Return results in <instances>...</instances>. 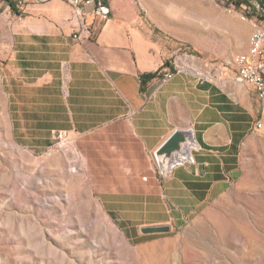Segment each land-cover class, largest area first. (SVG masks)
I'll return each instance as SVG.
<instances>
[{
  "label": "crops",
  "instance_id": "obj_1",
  "mask_svg": "<svg viewBox=\"0 0 264 264\" xmlns=\"http://www.w3.org/2000/svg\"><path fill=\"white\" fill-rule=\"evenodd\" d=\"M108 1L111 17L97 25L95 39L83 41L72 36L78 21L65 1L8 11L3 23L10 47L1 76L16 143L53 166L65 157L107 215L128 236L141 238L142 227H181L226 195L264 119V101L232 77L182 66L163 80L159 72L178 60L180 49L203 48L202 19L210 20L209 35L238 52L247 50L256 26L239 11L221 10L216 0ZM53 129L70 131L74 152L55 149ZM177 129L187 130L197 147L192 159L160 180L155 152ZM76 157L79 170L72 168Z\"/></svg>",
  "mask_w": 264,
  "mask_h": 264
},
{
  "label": "rangeland",
  "instance_id": "obj_2",
  "mask_svg": "<svg viewBox=\"0 0 264 264\" xmlns=\"http://www.w3.org/2000/svg\"><path fill=\"white\" fill-rule=\"evenodd\" d=\"M216 1L227 11L228 0ZM16 9L15 14L23 11ZM7 13L0 10V264H264V125L245 147L242 168L226 195L181 227L132 238L71 172L65 157L53 166L14 140L1 76L10 47L3 23ZM186 19L190 27L191 18ZM209 22H198L199 52L190 47L176 54L182 66L226 80L234 75L233 56L240 49L209 35ZM186 51L207 62L187 58Z\"/></svg>",
  "mask_w": 264,
  "mask_h": 264
},
{
  "label": "built area",
  "instance_id": "obj_3",
  "mask_svg": "<svg viewBox=\"0 0 264 264\" xmlns=\"http://www.w3.org/2000/svg\"><path fill=\"white\" fill-rule=\"evenodd\" d=\"M52 0H0V10L11 11L12 6L26 9L29 4H43ZM69 3L73 8V15L78 21L77 29L72 36L76 41L85 39H95L98 35L97 25L104 23L111 17V6L108 0H62ZM250 5L242 4V7H254L260 13L259 24L263 25V32L252 31L249 37V46L247 50L238 52L234 55L233 62L235 66L232 79L236 84L247 85L256 89H263L264 101V9L259 0H249ZM240 6V7H241ZM255 45L263 46V55L253 57V47ZM187 53V52H186ZM188 54V53H187ZM193 56L194 54H190ZM182 65L178 60L167 62L159 72L163 80L171 78L175 72L180 70ZM263 122L259 121L257 127L261 128ZM52 136L56 141V147L64 151L74 152L75 138L68 129H53ZM197 147L195 140L190 141L186 153L175 157L171 161H159L156 156V166L154 168L155 176L160 179H166L172 175L173 169L179 164H185L192 159V150ZM77 157L73 161L74 170L77 169ZM147 176H145L146 178Z\"/></svg>",
  "mask_w": 264,
  "mask_h": 264
},
{
  "label": "water",
  "instance_id": "obj_4",
  "mask_svg": "<svg viewBox=\"0 0 264 264\" xmlns=\"http://www.w3.org/2000/svg\"><path fill=\"white\" fill-rule=\"evenodd\" d=\"M145 74L143 77H147ZM192 137L184 129H177L174 133L156 150L155 156L159 161L167 162L173 160L181 154L186 153ZM169 225L142 227L143 233H155L170 230Z\"/></svg>",
  "mask_w": 264,
  "mask_h": 264
},
{
  "label": "bare ground",
  "instance_id": "obj_5",
  "mask_svg": "<svg viewBox=\"0 0 264 264\" xmlns=\"http://www.w3.org/2000/svg\"><path fill=\"white\" fill-rule=\"evenodd\" d=\"M229 10H235V9L231 7V8H229ZM242 11H240V12L242 13L244 18L251 19V20L253 18L255 19L254 20V23L256 26L255 32H263V25L259 24L260 13L257 11L256 14H254L252 17H249L244 11L243 12ZM262 55H263V46L262 45H255V47H253V57H261ZM256 93H257L258 98L263 101V89H256ZM192 140H195V139H192Z\"/></svg>",
  "mask_w": 264,
  "mask_h": 264
},
{
  "label": "trees",
  "instance_id": "obj_6",
  "mask_svg": "<svg viewBox=\"0 0 264 264\" xmlns=\"http://www.w3.org/2000/svg\"><path fill=\"white\" fill-rule=\"evenodd\" d=\"M221 2H224V0H220ZM262 8L264 9V0H259ZM229 6L228 8H231V7H240L242 4H247V5H250L251 3L249 2V0H228V3H227ZM12 10H17L15 6H12ZM244 12L249 16V17H252L254 14H249L247 13L245 10ZM256 14V13H255Z\"/></svg>",
  "mask_w": 264,
  "mask_h": 264
}]
</instances>
